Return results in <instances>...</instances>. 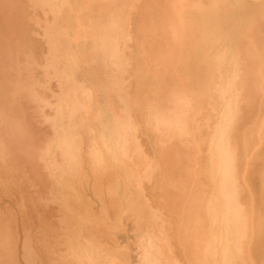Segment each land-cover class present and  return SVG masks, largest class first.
<instances>
[{
  "label": "bare ground",
  "instance_id": "obj_1",
  "mask_svg": "<svg viewBox=\"0 0 264 264\" xmlns=\"http://www.w3.org/2000/svg\"><path fill=\"white\" fill-rule=\"evenodd\" d=\"M0 264H264V0H0Z\"/></svg>",
  "mask_w": 264,
  "mask_h": 264
}]
</instances>
